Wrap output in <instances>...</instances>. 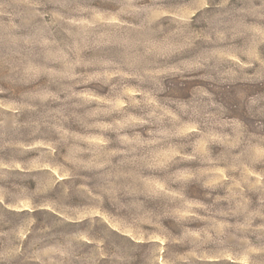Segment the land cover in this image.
I'll use <instances>...</instances> for the list:
<instances>
[{
    "label": "rangeland",
    "instance_id": "obj_1",
    "mask_svg": "<svg viewBox=\"0 0 264 264\" xmlns=\"http://www.w3.org/2000/svg\"><path fill=\"white\" fill-rule=\"evenodd\" d=\"M0 264H264V0H0Z\"/></svg>",
    "mask_w": 264,
    "mask_h": 264
}]
</instances>
